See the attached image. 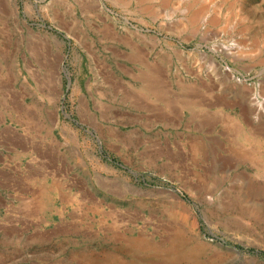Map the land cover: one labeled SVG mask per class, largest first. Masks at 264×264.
Here are the masks:
<instances>
[{
    "label": "rangeland",
    "instance_id": "rangeland-1",
    "mask_svg": "<svg viewBox=\"0 0 264 264\" xmlns=\"http://www.w3.org/2000/svg\"><path fill=\"white\" fill-rule=\"evenodd\" d=\"M93 1L84 13L75 0H0V264H264V0H148L145 13L141 0ZM107 21L181 48L169 74L186 84L220 69L233 123H151L114 90L130 81L118 66L140 69L91 32ZM230 43L240 50L214 49ZM176 136L182 147L163 149ZM194 137L211 143L204 155L184 148Z\"/></svg>",
    "mask_w": 264,
    "mask_h": 264
},
{
    "label": "crops",
    "instance_id": "crops-1",
    "mask_svg": "<svg viewBox=\"0 0 264 264\" xmlns=\"http://www.w3.org/2000/svg\"><path fill=\"white\" fill-rule=\"evenodd\" d=\"M134 40H137V38L135 37ZM154 43H155L154 46L148 47L147 48L148 51H146L149 60L152 62H154L155 60L157 62L158 59L160 58V56L168 55L174 49L180 50L181 52L183 51V50H181V48H178V46H167L166 49L160 48V47L158 48V44L156 46L155 40H154ZM126 48L128 49V52H127L128 54L126 56H123V58H125V60L128 62L129 60L126 57H128L130 55V49L127 46H126ZM155 51L157 52L156 54H154ZM135 65L140 69V71L138 72L137 75L133 74L131 71H129V69H127V70L129 72H131L133 75L138 76L140 73H142L144 71V69L140 65H137V63H135ZM118 68L120 69V71H122V69H123L122 66H120V67L118 66ZM123 73L130 78V81L127 84L122 79L115 80L114 90L115 91L117 90L116 93L118 94V93H122L123 91H125L126 92L125 96L129 98V99L125 98V100L131 101L132 105L135 108H139L141 110H146L148 112L147 113L148 120L151 123L162 124L164 127H167V126L173 127L174 126V127L178 128L180 125H182V127H183L182 130L183 129L188 130V131L194 130L195 132H198V133H212L214 131H218L219 124L220 123L222 124V125L220 124V126H221L220 128H222V126H224L226 123L224 121V119H221V117H224L225 115H229L227 113V108H228L229 104H231V102L234 103V101L230 102V100L228 98L229 94H230V96L231 95L233 96L234 90L229 89L231 87H228V86L225 87L224 83H220L222 78L219 77L217 70H215L214 72L212 71L211 77L207 76L206 78H204L200 72L199 76H197L198 78L196 80V83H194V84H186V83H184V81H182L181 79L179 80V78H177L179 76H177V77L172 76L169 74V72H166L165 74H163L161 79H162V82L166 83L167 86L169 85L168 87L166 86L169 89H167L166 91H159V92L158 91L151 92V91H147V90L145 91L142 89L140 83H138L139 87L137 90H134L131 88L129 90V88H127V87L120 86V82L124 83L125 85L127 84L129 86L133 85V83L134 84L137 83L134 81V79L132 77L133 75H130V74L125 73V72H123ZM120 76H122V75H120ZM224 77H225V80L228 81L226 79L225 74H224ZM176 81H180L181 84L185 87V89H188V90H185V89L182 90L181 88H178L176 85ZM193 87L194 88L197 87L196 93L190 91L191 88H193ZM187 95H189V96H187ZM189 98H191V99H189ZM221 99H222V101H221ZM208 101L211 103L214 101L213 104L215 103V105H210V103H208ZM193 102H195V103H193ZM198 102H202L204 105H198L197 104ZM186 104H188V105L190 104V105L188 106ZM195 104H197V105H195ZM205 104H209V106L205 105ZM185 112H188V119L189 120H188L187 124H183V122L181 123L182 115H184ZM133 118L134 117H132V119ZM179 132H183V131H178V133ZM222 132L224 134H226L225 133L226 128H223ZM179 140H182V138H179L178 136H176V138L174 140H169V141L164 140V145H163L164 148L163 149H165V148L174 149V148L182 147L183 143L175 145L177 142H179ZM184 140H186V138H184ZM187 140L190 141V143L188 142L190 145L189 144L185 145L184 148H186V146H187L188 149L193 150L194 151L193 155H195V156L204 155L205 151L208 150L209 148H211V145H209L211 143L208 141L207 138H200L199 139V138L194 137L192 139L187 138ZM153 142H154V146H152L153 149L158 151L160 148V146L158 145L159 141L153 139ZM44 206L47 207L48 204L43 203V207Z\"/></svg>",
    "mask_w": 264,
    "mask_h": 264
},
{
    "label": "bare ground",
    "instance_id": "bare-ground-1",
    "mask_svg": "<svg viewBox=\"0 0 264 264\" xmlns=\"http://www.w3.org/2000/svg\"><path fill=\"white\" fill-rule=\"evenodd\" d=\"M76 1V3L75 4H77L78 6H79V9H81L84 13H89L90 11H97V6H96V4L95 3H97V2H94L93 0H75ZM123 3H124V6H125V3H131V1L132 0H121ZM141 2H143L142 4L141 3H139L140 5H136L135 7H136V11L138 12V13H141V12H143V13H145V12H147V6H146V3L148 2V0H141ZM102 4V3H101ZM104 4V3H103ZM98 5H99V3H98ZM173 5H175L176 6V4H175V2H174V4ZM63 6V5H62ZM183 7H184V5H183ZM187 8V7H186ZM68 9V8H67ZM106 10V9H105ZM194 11V10H193ZM192 11V12H193ZM196 11V10H195ZM191 12V13H192ZM197 12V11H196ZM203 12V11H202ZM206 12H208V11H206ZM75 13V12H74ZM189 13V12H188ZM201 14V13H200ZM194 15V18H192L191 20H192V22H191V27L194 29V30H196L199 26H198V23H199V20H200V17L202 18L203 17V15ZM92 15V14H91ZM205 15V14H204ZM73 16V15H72ZM83 17V16H82ZM87 17V16H86ZM76 18V17H75ZM88 18V17H87ZM190 19V18H189ZM76 20V19H75ZM75 20H73L72 19V31L74 30L75 31V29L76 28H78V27H80V26H78V23L75 21ZM127 21V20H126ZM241 23V22H240ZM180 24V23H179ZM86 25V24H85ZM91 25V24H90ZM181 25V24H180ZM115 24L113 23V22H109V21H107V22H105L104 24H103V28L102 29H99V30H95V29H92V31L91 32H93V34L95 33V32H97V33H99V34H101V35H103L104 36V38H107V39H111V40H114V39H116V40H120V42L122 43V44H124V45H126L129 49H130V55L128 56V57H126L129 61L128 62H130V63H132V64H135V63H137V65H140L143 69H144V71L142 72V73H140L138 76H136V75H133L131 72H129L127 69H125V68H123L122 69V71L123 72H125V73H128V74H130V75H133L132 77H133V79H134V81L135 82H137V83H140L141 84V87H142V89L143 90H147V91H151V92H153V91H166L167 89H169V88H167L168 86L166 85V83H164V82H162V79H161V77L163 76V74H165L166 72H169V68H171L170 67V62L173 60V58H174V60H176V61H182V60H184L185 58H184V56H183V53L180 51V50H177V49H174L170 54H168V55H162V56H160V58L158 59V61L156 62V60L154 61V62H152V61H150L149 60V58H148V56H147V53H146V51H148L147 50V48L148 47H152V46H154V38H152V39H149V38H147L146 36H144V33H142V32H140V30L138 29L137 30V34H134L131 30H130V33L127 35V38H125V37H118V36H116V32H115ZM133 28V27H132ZM172 28V27H171ZM191 28V29H192ZM163 29H165V28H163ZM172 31V30H171ZM140 32V33H139ZM193 32V31H192ZM183 33V32H182ZM74 35H76V33H73ZM194 34V33H193ZM197 35V34H196ZM79 36V35H78ZM96 36V35H95ZM180 36H181V34H180ZM192 36V35H191ZM76 37H77V35H76ZM118 37V38H117ZM137 38V40H134V38ZM180 38V37H179ZM77 40V39H76ZM110 41V40H109ZM98 42V41H97ZM254 44V46L255 47H257L258 46V42H254L253 43ZM157 45V44H156ZM242 45V44H241ZM244 45V44H243ZM208 47V46H207ZM240 48L241 47H236L233 43H230V44H221V45H219L217 48H214L215 50H217L218 52H222L223 54L224 53H226V54H228V53H233V54H235V52L236 51H239L240 50ZM237 49V50H236ZM257 49V48H256ZM118 50V49H117ZM234 50H236V51H234ZM213 51V50H212ZM123 54H125V53H123ZM230 56V55H229ZM212 59V58H211ZM210 60V59H209ZM261 61V60H260ZM264 61V60H263ZM52 62V61H51ZM129 63V64H130ZM219 68V67H218ZM225 69L227 70V71H229V72H231L232 71V69H231V67L230 66H226L225 67ZM137 70V69H136ZM219 71H220V69H219ZM218 71V72H219ZM223 72V71H222ZM229 72H227V74L229 73ZM211 75V74H210ZM209 75V76H210ZM211 77V76H210ZM243 77V76H242ZM216 78V77H215ZM234 78V77H233ZM167 79V78H166ZM214 79V78H213ZM237 79V78H236ZM245 79V78H244ZM180 80V79H179ZM223 81V80H222ZM200 82V81H199ZM119 83V82H118ZM192 83V82H191ZM201 83V82H200ZM128 84V83H127ZM125 85L124 83H121L120 82V86H122V87H127V88H129V90H130V88L131 89H133L131 86H129V85ZM176 85H177V87L178 88H181L182 90H184L185 89V87L181 84V82L180 81H176ZM167 86V87H166ZM203 86V85H202ZM210 86V85H209ZM245 86V85H244ZM54 87V86H53ZM176 87V88H177ZM204 87V86H203ZM214 87V86H213ZM227 87V86H226ZM230 87V86H229ZM242 87H243V85H242ZM246 87V86H245ZM261 87V86H260ZM172 88V87H171ZM117 89V88H116ZM120 89V88H119ZM178 90V89H177ZM185 90H188V89H185ZM199 90V89H198ZM214 90V89H213ZM212 90V91H213ZM235 90V89H234ZM117 91V90H116ZM191 92H197V87L196 88H191V90H190ZM112 92H113V90H112ZM131 92V91H130ZM181 92V91H180ZM202 92V91H201ZM247 92V91H246ZM261 92H262V90H261ZM186 93V92H185ZM260 93V92H259ZM259 93H258V95H259ZM136 94V93H135ZM182 94V93H181ZM180 94V95H181ZM263 94V93H262ZM142 95V94H141ZM140 95V96H141ZM183 95V94H182ZM130 96V95H129ZM187 96H189V95H187ZM241 96L242 97H245V100H246V98L248 97L245 93H243V90H242V94H241ZM240 96V97H241ZM254 96V95H253ZM184 97V96H183ZM203 97V96H202ZM210 97V96H209ZM208 97V98H209ZM215 97V96H214ZM262 97V96H261ZM181 98V97H180ZM199 98V97H198ZM213 98V97H212ZM254 98V97H253ZM260 98V97H259ZM263 98V97H262ZM166 99V98H165ZM189 99H191V98H189ZM180 100V99H179ZM243 100H244V98H243ZM256 100V99H255ZM211 101V100H210ZM221 101H222V99H221ZM262 101H264V100H262ZM262 101H258L257 103H250L249 102V104H248V106H249V108H247L248 109V111L246 112V111H244V114L245 115H247L248 113L250 114V112L251 113H256L257 114V112L259 111V109H260V107H263V102ZM164 102V101H163ZM176 102V101H175ZM185 102V101H184ZM214 102V101H213ZM213 102L211 103V102H209L208 101V103H210V105H215V103L213 104ZM150 103V102H149ZM188 103V102H187ZM193 103H195V102H193ZM166 104V103H165ZM198 105H204L202 102H198L197 103ZM197 104H195V105H197ZM186 105H188V104H186ZM190 105V104H189ZM188 105V106H189ZM205 105H208L209 106V104H205ZM150 108V107H149ZM153 108V107H152ZM182 108V107H181ZM188 108V107H187ZM229 108V107H228ZM244 108H245V106H244ZM242 110H244L243 108H242ZM222 119H224V121H228V122H230V123H233V119L234 118H231V117H229V115H225L224 117H221ZM207 121V120H206ZM229 123V124H230ZM176 124V123H175ZM229 128V130H230V132H232L233 131V134H237L238 132H240L239 130H237V129H233V128H231V127H228ZM228 130V129H227ZM227 133V132H226ZM227 135V134H226ZM191 223V222H190ZM189 224V223H188ZM139 240V239H138ZM142 241V240H141Z\"/></svg>",
    "mask_w": 264,
    "mask_h": 264
}]
</instances>
